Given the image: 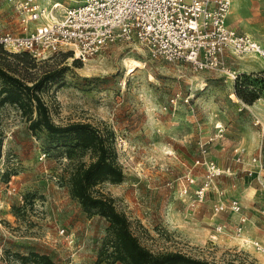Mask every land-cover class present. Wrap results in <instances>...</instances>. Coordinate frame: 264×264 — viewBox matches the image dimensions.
Masks as SVG:
<instances>
[{"label":"rangeland","instance_id":"rangeland-1","mask_svg":"<svg viewBox=\"0 0 264 264\" xmlns=\"http://www.w3.org/2000/svg\"><path fill=\"white\" fill-rule=\"evenodd\" d=\"M227 24L264 45V0H232ZM0 29L18 31L7 0H0ZM75 61L68 52L0 53V66L21 79L51 76L35 90L55 124L87 123L112 149L123 179L102 182L93 194L110 197L152 253L264 264L251 247L264 242V169L253 162L264 164L262 62L228 54L223 66L240 75L235 85L226 72L154 59L136 43ZM74 144L34 135L17 106H0V264H44L31 254L53 264H122L112 263L108 222L70 196V173L94 160ZM231 201L239 212L227 207Z\"/></svg>","mask_w":264,"mask_h":264},{"label":"built area","instance_id":"built-area-1","mask_svg":"<svg viewBox=\"0 0 264 264\" xmlns=\"http://www.w3.org/2000/svg\"><path fill=\"white\" fill-rule=\"evenodd\" d=\"M7 2L14 10L18 25L17 32L0 29V47L10 54L26 53L31 58L43 59L68 52L73 59L85 63L109 44L136 43L151 58L186 63L195 71L220 70L233 83L240 75L225 70L223 64L228 54L253 56L264 65V45L227 24L232 0ZM253 162L264 169V164L256 158ZM224 207L221 203L215 210ZM227 207L239 212L235 201ZM251 247L264 253V242L253 241Z\"/></svg>","mask_w":264,"mask_h":264},{"label":"trees","instance_id":"trees-1","mask_svg":"<svg viewBox=\"0 0 264 264\" xmlns=\"http://www.w3.org/2000/svg\"><path fill=\"white\" fill-rule=\"evenodd\" d=\"M0 53L15 58L29 56L26 53L10 54L0 47ZM66 56V55H64ZM30 57V56H29ZM79 63V61H75ZM51 76L35 79H21L16 73L5 70L0 66V106L7 103L17 106L28 123V129L34 135L45 131L54 138L71 137L76 148L88 149L94 160L88 164L79 163L68 178L69 193L76 199L83 211L89 215L104 218L109 224L113 235V260L122 264H237L233 261L212 263L196 259L179 252L152 253L143 247L133 235L127 217L116 210L112 199L104 194H93L92 188L109 181L119 183L123 179V172L115 162L112 149L106 144L102 135L87 123L73 122L67 125L55 124L48 112V108L39 96L36 87L41 86ZM239 79L234 83L238 84ZM30 83V84H28ZM38 84V86H37ZM255 98L246 100L251 104ZM33 261L53 264L46 255L31 254Z\"/></svg>","mask_w":264,"mask_h":264},{"label":"bare ground","instance_id":"bare-ground-1","mask_svg":"<svg viewBox=\"0 0 264 264\" xmlns=\"http://www.w3.org/2000/svg\"><path fill=\"white\" fill-rule=\"evenodd\" d=\"M132 70V69H131Z\"/></svg>","mask_w":264,"mask_h":264}]
</instances>
